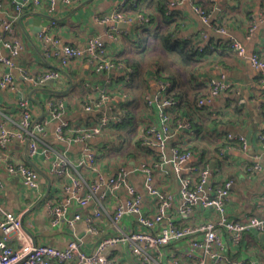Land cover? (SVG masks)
<instances>
[{"label":"crops","instance_id":"obj_1","mask_svg":"<svg viewBox=\"0 0 264 264\" xmlns=\"http://www.w3.org/2000/svg\"><path fill=\"white\" fill-rule=\"evenodd\" d=\"M2 1L4 9L0 15L5 18L11 16L14 0ZM85 1L74 0L67 7L58 3L53 15L47 12L45 6L30 7L20 17L25 15L23 21L32 17L40 19L42 28H49L50 32L66 43L84 45L90 37H100L106 43L111 57L132 65L135 73L131 81L126 82L120 70L96 73L88 61L81 60L64 68V75L55 79L56 85H48V88L56 91L39 89L43 85H35L27 79L22 73L23 69L35 77L48 68L58 67L57 61L45 57L37 26L28 23L22 28L17 21L16 34L24 41L26 49L16 59L12 69L16 77V89L0 88V116L18 121V102L25 95L30 98L36 118H49L47 101L63 99L64 117L70 123L69 133L75 135L74 129L96 124L100 115L96 111H86V101L90 97L99 98L103 93L112 95L111 107L118 111L120 119L112 121L100 134L83 142L67 144L59 141L56 135L59 121L50 120L45 141L57 150L66 152L75 165L69 169L71 174L82 175L88 181L95 180L99 172L110 177L120 166H129L132 170L130 182L144 195L146 213L154 215L157 202L144 189L143 166L151 165L154 168L156 184L165 191L178 193L179 181L172 165L164 167L158 164L161 150L156 146H142L140 135L151 125H161V113H167L172 130L169 148L179 146L190 149L193 156L187 166L195 165L199 169L209 167L211 181L216 184H222L225 179L234 180L232 201L228 206L229 217L235 220L252 215L264 216V147L259 137L264 134V86L260 80L264 72L254 67L250 59L253 53L264 57V0H141L139 8L148 20L145 27L139 22L124 23L117 19L116 13L121 9L122 0H91L75 10ZM172 1L175 2L170 6L172 14L167 16L162 9ZM197 4L210 14L208 23L196 11ZM130 5H124L122 12L136 15L137 11ZM218 27L225 28L227 34L218 31ZM161 32L172 33L180 40L197 42L200 49L186 62L178 52L157 45L156 35ZM3 33L0 28V35ZM230 36L244 44L245 56H239L227 46ZM7 70L0 63V78ZM222 74L226 75L231 87L215 97L203 111L196 112L193 109L190 115L197 97L209 92V80L219 78ZM170 80L174 84L171 95L177 104L164 106L158 97L162 92V83ZM147 96L153 100L152 104L148 103ZM188 119H192V122ZM186 121L191 127L183 130L179 124ZM229 134L245 136L246 147L238 139H230ZM89 151L96 154L95 168L87 161L83 166H78ZM27 155L26 144L16 143L10 147L11 159L33 166ZM53 158L46 159L39 155L32 160L48 173ZM256 163L260 164V169L252 168ZM0 178L5 183L0 204L15 213L24 214L43 197L48 187L46 180L42 191L33 194L23 187L18 175L1 168ZM68 178L52 177L48 200L65 199L62 189ZM126 197V189L119 188L109 193L100 207L94 200L84 207L73 203L70 214L80 212L82 218L73 226L63 224L57 228L50 225L44 201L25 217V225L37 237V244L65 247L70 239L78 236L82 237L86 250L90 252L96 239L88 233L86 217L94 216L100 210L102 215L95 220L97 226L104 234L112 233L116 227L110 216ZM170 216L177 219L176 206ZM218 217L219 213L214 208L199 207L190 218H179L176 222L178 225L198 226L206 221H215ZM121 225L139 228L133 215H126ZM24 232L34 241L28 231L24 229ZM219 232L226 244V264H240L242 260L243 264H249L250 261L264 264V234L248 231L242 243L234 245L223 228H219ZM9 243L18 247L21 240L16 235L11 237ZM191 252L188 241L173 243L163 249L161 256L152 250L153 261L143 263L129 245L123 244L113 252L111 264H193V259L188 256ZM62 264L76 263L70 261ZM206 264L214 262L207 258Z\"/></svg>","mask_w":264,"mask_h":264},{"label":"built area","instance_id":"obj_2","mask_svg":"<svg viewBox=\"0 0 264 264\" xmlns=\"http://www.w3.org/2000/svg\"><path fill=\"white\" fill-rule=\"evenodd\" d=\"M141 0H122L121 9L117 11L116 17L121 22H139L143 26L146 18L143 13L127 15L122 7L127 3L136 5ZM58 3L64 6H71L74 0H14L13 14L9 17L0 15V28L3 34L0 35V63L7 69L0 78V88L14 90L17 87L16 77L13 72L16 59L26 49L24 41L16 34V24L20 15L30 7L39 8L45 6L51 15L55 12ZM175 2H170L173 6ZM4 3L0 0V11H3ZM196 11L205 22L210 21V14L202 5L196 6ZM54 24L55 21L53 20ZM218 31L227 34L223 27ZM44 44V54L48 59L56 60V68H48L39 75L32 77L27 69H23V75L35 85H42L47 81L55 80L63 76V69L73 62L81 60L88 61L96 73L120 70L123 72L124 80L130 82L134 68L127 62L113 58L109 55L106 43L97 36L90 37L84 45H75L64 42L60 37L50 32L49 28H42L38 34ZM233 51L239 56L246 55V47L236 37L230 36L227 41ZM202 48V47H201ZM254 67L264 72V57L253 53L250 57ZM261 84L264 86V74L261 76ZM209 92L201 97L197 103L198 111H203L215 97L229 89V83L225 74L219 78L209 80ZM171 82L162 83L160 99L162 105H176L177 101L168 97ZM149 104L153 103L150 96H147ZM113 96L103 93L99 98L89 99L84 104L86 111L100 113L97 123L92 126L79 127L74 129L75 135H71L70 123L65 116V101L48 100L49 118H42L36 121L35 112L31 107L30 98L22 95L18 105L20 117L18 121L7 116H0V168L8 173L18 175L23 187L31 193H39L46 182L43 174L33 166L23 161H14L10 158V147L16 143L27 145L28 157L34 159L41 155L46 159L54 157L48 174L52 177H69L63 184L64 200H45L48 210L50 225L54 228L63 224L73 226L82 218L80 212L70 214L73 203L84 207L90 200H94L99 207L109 193L119 188H125L127 197L123 203L118 205L110 216L116 227L112 233L104 234L97 226L95 220L102 215L100 210L94 216L86 217L88 233L95 237L96 243L92 251H87L82 237L75 236L67 242L65 247L54 244H34L24 232L22 214L6 210L0 204V264H52L67 263L75 261L76 264H111L113 252L123 244L129 245L133 252L141 257L143 263L152 262L151 251L158 255L163 254V249L173 243L189 242L192 252L188 254L193 259V264H206L207 258L212 259L214 264H226L227 255L225 252V241L219 228H223L234 245L242 243L244 235L248 231L264 234V216H249L244 219H231L228 214V206L232 201V187L234 180L225 179L222 184L211 181L210 168H197L195 165L187 166L193 156L190 149H182L179 146L169 148V140L172 137L170 115L161 113V125H151L140 135L142 146H156L161 150L158 164L161 166L172 165L179 181L178 193L161 189L155 181L154 168L144 165V189L148 195L153 196L157 202V210L154 215L146 213L144 209V195L137 190L130 182L129 176L132 170L129 166L122 165L112 176L99 172L97 178L88 181L82 175L71 174L70 168L75 167L66 152L57 150L53 145L45 141L47 126L50 120H58L56 135L59 141L71 144L83 142L94 135L100 134L104 127L117 121V112L111 104ZM180 128L189 129L191 124L180 122ZM230 139H238L246 147L247 140L243 135L234 136L229 134ZM264 147V134L259 135ZM96 154L87 152L86 159L81 160L78 166H83L87 161L95 168ZM253 169H260L259 163L254 164ZM251 170V167L249 168ZM5 183L0 178V195L3 193ZM178 201V203H177ZM177 207V219L190 218L199 207L214 208L219 217L215 221H206L198 226L189 224L178 225L176 220L170 216L171 210ZM25 212V211H24ZM126 215L135 216L138 229L128 228L121 225ZM19 236L21 244L18 247L10 245L9 241L13 236ZM243 264L244 261H240ZM249 264H257L250 261Z\"/></svg>","mask_w":264,"mask_h":264},{"label":"trees","instance_id":"obj_3","mask_svg":"<svg viewBox=\"0 0 264 264\" xmlns=\"http://www.w3.org/2000/svg\"><path fill=\"white\" fill-rule=\"evenodd\" d=\"M141 1L139 3H137L136 5L134 4H131L130 7L133 8L134 10H136L137 12L136 13H143L145 18H146V14L141 10V8H139V5H140ZM199 5V4H197ZM164 9H162V12L165 14V15H171L172 12L170 10V5H167L166 4L164 5L163 7ZM206 10V9H205ZM139 11V12H138ZM147 19H146V22L144 24L143 27H145L146 23H147ZM156 39L158 40L157 42V45L159 44L161 48H164L165 50H168V51H176L178 52L179 54L183 55L184 56V60L186 62H189V59L192 58V56H194L198 51H199V46L197 45V42H192L191 40H180V39H177L175 38V36L172 34V33H164V32H161L159 34L156 35ZM130 64V63H129ZM132 66V65H131ZM171 88L168 92V97L169 98H173L175 99L174 96L171 95V92L172 90L174 89V84H173V81H171ZM176 96V94H174ZM207 95V94H205ZM205 95H202L200 97H197V99L195 100L194 102V107L192 106L190 109V115L191 113L195 110L196 112H201V111H198L197 108H196V103L197 101L205 96ZM176 100V99H175ZM194 109V110H193ZM115 112L118 113V111L114 110ZM119 114V113H118ZM189 115V116H190ZM121 116V115H120ZM120 118V117H119ZM189 122H192V119H188ZM207 167V166H206Z\"/></svg>","mask_w":264,"mask_h":264},{"label":"water","instance_id":"obj_4","mask_svg":"<svg viewBox=\"0 0 264 264\" xmlns=\"http://www.w3.org/2000/svg\"><path fill=\"white\" fill-rule=\"evenodd\" d=\"M89 1H91V0H87V1H85V2H82L80 5H78V6H76V9L75 10H77V9H79L81 6H83V5H85L87 2H89ZM31 14V13H30ZM35 14V13H34ZM24 17H25V15H23V16H21V17H19V20H18V22H19V24L22 26V28L24 27V25L25 24H28V23H30V24H34V25H36L37 27H36V31L37 32H39L41 29H42V24H41V21H40V19H37V18H34V17H32V18H30V19H28L27 21H23V19H24ZM50 18H51V16H50ZM65 73V72H64ZM43 85V87H41V88H39V89H43V90H47V91H56L55 89H51V88H48L49 86L48 85H52V86H54V85H56L55 84V80H50V81H47V82H45L44 84H42ZM60 92H62V91H60ZM40 105H42V103H40ZM42 118V116L41 117H38L37 119H36V121L37 120H39V119H41ZM27 159L30 161V163L33 165V167L34 168H36L38 171H40L42 174H43V176L45 177V179L48 181V187H47V190H46V193L43 195V197L39 200V201H37L31 208H29L23 215H22V223H23V228L26 230V231H28V233H30L31 234V232L29 231V229L26 227V225H25V217L29 214V213H31L33 210H35L38 206H40L48 197H49V195H50V193H51V190H52V178H51V176L47 173V172H45V171H43L41 168H39L38 167V165L31 159V158H29L28 157V155H27ZM214 165L215 164H213V165H211V168H212V173L214 172L213 171V169H214ZM32 235V234H31ZM32 237H33V239H34V244L36 245L38 242H37V237H35L34 235H32Z\"/></svg>","mask_w":264,"mask_h":264}]
</instances>
